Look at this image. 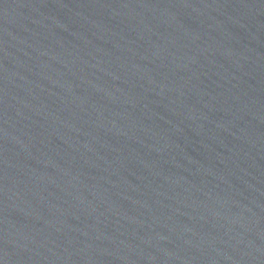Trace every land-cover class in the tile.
Listing matches in <instances>:
<instances>
[{
    "label": "water",
    "instance_id": "95a60500",
    "mask_svg": "<svg viewBox=\"0 0 264 264\" xmlns=\"http://www.w3.org/2000/svg\"><path fill=\"white\" fill-rule=\"evenodd\" d=\"M0 264H264V0H0Z\"/></svg>",
    "mask_w": 264,
    "mask_h": 264
}]
</instances>
